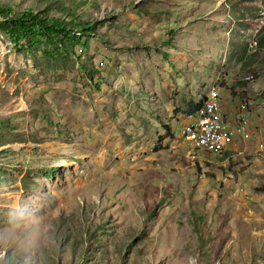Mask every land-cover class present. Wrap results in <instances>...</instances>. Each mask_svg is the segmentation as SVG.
<instances>
[{
  "label": "rangeland",
  "instance_id": "1",
  "mask_svg": "<svg viewBox=\"0 0 264 264\" xmlns=\"http://www.w3.org/2000/svg\"><path fill=\"white\" fill-rule=\"evenodd\" d=\"M242 5L0 0V264H264V13ZM214 87L228 155L183 141Z\"/></svg>",
  "mask_w": 264,
  "mask_h": 264
},
{
  "label": "trees",
  "instance_id": "2",
  "mask_svg": "<svg viewBox=\"0 0 264 264\" xmlns=\"http://www.w3.org/2000/svg\"><path fill=\"white\" fill-rule=\"evenodd\" d=\"M236 8H237L236 13L234 15L236 19L241 20V21L254 19L256 17L262 16V13H264V0H262L261 7H256V6H252V5H242L241 7H236ZM1 11L7 12V13H5L6 15L8 13L12 14L14 12V10L12 8H2ZM28 14H30V13H28ZM253 41H254L253 53H251L249 55V59H251L252 56H254L260 52L261 57H262L263 66H264V24L256 33V36L254 37ZM244 48L246 49V45ZM250 61L251 60L247 61L245 63V65H248ZM220 100H221V98H220ZM201 104H202V101H199L197 103H190L189 108L187 110V112H189V114L192 113V114H190L191 115L190 118L193 116H196L197 111L202 106ZM163 124H165V123H163ZM165 129L167 132H170V134H172L171 128L169 126H165ZM184 152H185V147H184ZM230 152L231 151L229 149H227L223 153H224V155H228V154H230Z\"/></svg>",
  "mask_w": 264,
  "mask_h": 264
},
{
  "label": "built area",
  "instance_id": "3",
  "mask_svg": "<svg viewBox=\"0 0 264 264\" xmlns=\"http://www.w3.org/2000/svg\"><path fill=\"white\" fill-rule=\"evenodd\" d=\"M216 88L211 92H213ZM207 107V115L203 118H196L195 116L187 119V124H192V134L187 135L185 142L205 141L212 144L229 143L226 139V132L214 124V117L217 112L212 111V106Z\"/></svg>",
  "mask_w": 264,
  "mask_h": 264
},
{
  "label": "bare ground",
  "instance_id": "4",
  "mask_svg": "<svg viewBox=\"0 0 264 264\" xmlns=\"http://www.w3.org/2000/svg\"><path fill=\"white\" fill-rule=\"evenodd\" d=\"M216 88L215 91L213 92V96L210 97V101H204L200 107V109L197 111V114H196V118L197 117H200V118H203L204 116L207 115V107L206 106H212V111L213 112H217L216 113V117H214V124L217 125L220 129H224L225 132H226V139H227V126L225 124V116H224V113H223V109H221V106H220V103L218 101V98L220 96V88L218 87H214ZM213 88V90H214ZM211 92V91H210ZM210 95V94H209ZM209 97V96H208ZM208 99V98H207ZM206 99V100H207ZM245 99H242L240 101H243ZM239 101V102H240ZM237 105V104H236ZM247 107H248V104H247ZM234 116V114L232 115ZM184 124L180 125V129H179V133L181 135V128ZM191 134H192V129L190 130ZM228 140V139H227ZM229 141V140H228ZM200 143V145L206 149L207 151H217V152H223L225 147H226V144L227 143H219V144H212V143H208V142H205V141H198ZM229 143H231L229 141ZM194 154V152H193ZM191 156V155H190ZM193 156V155H192Z\"/></svg>",
  "mask_w": 264,
  "mask_h": 264
}]
</instances>
